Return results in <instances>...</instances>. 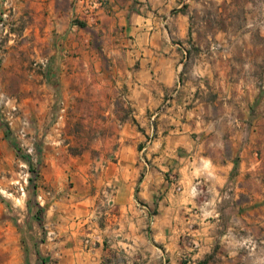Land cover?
I'll list each match as a JSON object with an SVG mask.
<instances>
[{"label":"crops","instance_id":"obj_1","mask_svg":"<svg viewBox=\"0 0 264 264\" xmlns=\"http://www.w3.org/2000/svg\"><path fill=\"white\" fill-rule=\"evenodd\" d=\"M55 1L48 212L85 238L58 264L264 260V31L201 28L216 0Z\"/></svg>","mask_w":264,"mask_h":264},{"label":"rangeland","instance_id":"obj_2","mask_svg":"<svg viewBox=\"0 0 264 264\" xmlns=\"http://www.w3.org/2000/svg\"><path fill=\"white\" fill-rule=\"evenodd\" d=\"M55 2L0 0V264H58L64 246L70 247L74 237L77 243L85 239L83 229L74 236L71 226L55 237L54 214L48 212L51 147L65 141L62 124L68 111L48 59L37 53L63 45L64 38L50 34ZM201 13V28L264 31V0H216ZM253 108L249 126L264 118V106L262 113L256 103ZM56 238L62 241L57 247L62 257L50 248ZM210 259L224 264L214 255Z\"/></svg>","mask_w":264,"mask_h":264}]
</instances>
